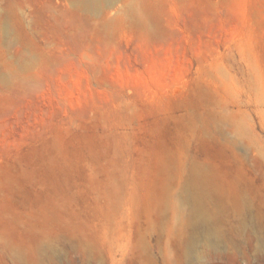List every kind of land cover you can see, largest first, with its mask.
I'll return each instance as SVG.
<instances>
[{
  "label": "rangeland",
  "instance_id": "rangeland-1",
  "mask_svg": "<svg viewBox=\"0 0 264 264\" xmlns=\"http://www.w3.org/2000/svg\"><path fill=\"white\" fill-rule=\"evenodd\" d=\"M0 264H264V0H0Z\"/></svg>",
  "mask_w": 264,
  "mask_h": 264
},
{
  "label": "bare ground",
  "instance_id": "bare-ground-1",
  "mask_svg": "<svg viewBox=\"0 0 264 264\" xmlns=\"http://www.w3.org/2000/svg\"><path fill=\"white\" fill-rule=\"evenodd\" d=\"M195 224L199 227H203L202 237L204 241L210 242L211 244H214L216 239L218 238V234L216 230L211 227L209 223V217L206 213L203 211H198L197 219L195 218ZM193 248V246H192ZM191 248V249H192Z\"/></svg>",
  "mask_w": 264,
  "mask_h": 264
}]
</instances>
